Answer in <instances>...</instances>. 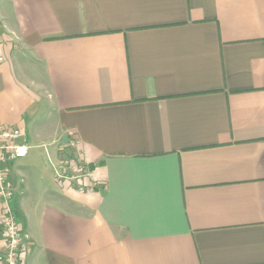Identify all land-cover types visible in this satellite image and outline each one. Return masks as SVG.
I'll return each instance as SVG.
<instances>
[{
	"label": "crops",
	"instance_id": "crops-1",
	"mask_svg": "<svg viewBox=\"0 0 264 264\" xmlns=\"http://www.w3.org/2000/svg\"><path fill=\"white\" fill-rule=\"evenodd\" d=\"M0 53L24 264H264V0H0Z\"/></svg>",
	"mask_w": 264,
	"mask_h": 264
},
{
	"label": "built area",
	"instance_id": "built-area-1",
	"mask_svg": "<svg viewBox=\"0 0 264 264\" xmlns=\"http://www.w3.org/2000/svg\"><path fill=\"white\" fill-rule=\"evenodd\" d=\"M3 61L0 53V64ZM20 138L21 132L17 128L0 125V235L3 241L0 264H24L29 250V237L22 232L11 206L13 190L8 178L9 164L24 158L29 150ZM59 164L58 179L67 178L71 173L79 181L89 174L86 166L75 161H60Z\"/></svg>",
	"mask_w": 264,
	"mask_h": 264
}]
</instances>
